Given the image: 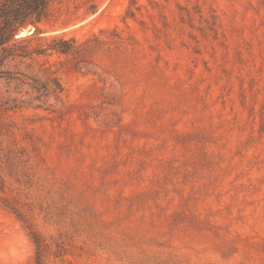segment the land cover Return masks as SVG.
Masks as SVG:
<instances>
[{
    "label": "rangeland",
    "instance_id": "1",
    "mask_svg": "<svg viewBox=\"0 0 264 264\" xmlns=\"http://www.w3.org/2000/svg\"><path fill=\"white\" fill-rule=\"evenodd\" d=\"M0 264H264V0H50L0 45Z\"/></svg>",
    "mask_w": 264,
    "mask_h": 264
},
{
    "label": "trees",
    "instance_id": "2",
    "mask_svg": "<svg viewBox=\"0 0 264 264\" xmlns=\"http://www.w3.org/2000/svg\"><path fill=\"white\" fill-rule=\"evenodd\" d=\"M49 3L50 0H0V45L11 41L22 25L47 17Z\"/></svg>",
    "mask_w": 264,
    "mask_h": 264
},
{
    "label": "water",
    "instance_id": "3",
    "mask_svg": "<svg viewBox=\"0 0 264 264\" xmlns=\"http://www.w3.org/2000/svg\"><path fill=\"white\" fill-rule=\"evenodd\" d=\"M33 30L29 31V32H32ZM33 34V33H32ZM19 38V37H18Z\"/></svg>",
    "mask_w": 264,
    "mask_h": 264
},
{
    "label": "bare ground",
    "instance_id": "4",
    "mask_svg": "<svg viewBox=\"0 0 264 264\" xmlns=\"http://www.w3.org/2000/svg\"><path fill=\"white\" fill-rule=\"evenodd\" d=\"M25 31H27V30H25ZM30 31V30H29Z\"/></svg>",
    "mask_w": 264,
    "mask_h": 264
}]
</instances>
